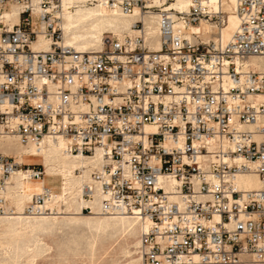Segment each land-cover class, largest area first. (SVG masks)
Returning <instances> with one entry per match:
<instances>
[{
    "label": "built area",
    "instance_id": "obj_1",
    "mask_svg": "<svg viewBox=\"0 0 264 264\" xmlns=\"http://www.w3.org/2000/svg\"><path fill=\"white\" fill-rule=\"evenodd\" d=\"M155 1L110 0L126 16L143 11L134 34L79 52L64 42L61 0H0L1 11L19 7L18 24L0 16V137L99 155L82 197L145 225L141 264H264V71L246 63L264 58V0H238L226 45L179 27L223 26L225 11L209 0H189L188 12L147 8ZM152 11L160 51L146 37ZM40 36L48 50L32 48ZM15 173L40 180L45 168L0 154L2 217L17 215L7 196ZM247 175L261 187L242 188ZM52 200L45 186L23 213L57 212Z\"/></svg>",
    "mask_w": 264,
    "mask_h": 264
},
{
    "label": "bare ground",
    "instance_id": "obj_2",
    "mask_svg": "<svg viewBox=\"0 0 264 264\" xmlns=\"http://www.w3.org/2000/svg\"><path fill=\"white\" fill-rule=\"evenodd\" d=\"M110 0H61L59 10L60 25L64 32V42L79 52L103 50L106 34L115 33L119 37L125 35L132 36L134 30L133 23L143 16V11L136 9L133 16L124 15L119 6L111 7ZM121 2L122 0H115ZM208 3L218 12L223 9L227 12V20L224 26L219 29L218 39L224 45L231 41L237 31L240 20L236 13L238 0H209ZM179 12H188L190 7L189 0H171L170 2L155 1L147 8H163ZM0 16L10 26L19 23V7L12 6L9 11L0 9ZM152 18L148 22L147 40H152V48L156 51L161 50V42L156 24L157 13L152 11ZM180 29L186 34L187 38L193 40L198 35L205 38V42H210V33L213 32L214 25L211 22L202 20L199 25L194 27H183ZM189 28V29H188ZM34 50H48L49 41L40 36L37 42L32 44ZM249 65L259 67L264 71V58L253 57L246 62ZM0 153L13 155L18 164L30 163L37 160L45 168V178L40 180L25 181L20 173L13 174L11 178L12 192L9 196L17 209V215L2 217L0 216V247L14 248L21 250V243L37 231H50L68 222L74 226H88L96 231L122 230L131 233L136 222L129 216H106L101 213L99 200L86 201L82 197L81 189L84 184L90 182V175L99 163V155L94 159H87L82 156H71L64 152L63 142H52L49 140L36 148L33 145L22 146L16 137H0ZM31 155L40 158H31ZM80 171L81 176L75 172ZM47 178H53L58 182L57 191L54 192L53 200L47 205V210L57 212L44 213L41 216H25L23 211L31 198L43 191L47 186ZM13 180L15 186L13 184ZM57 184V183H56ZM239 185L245 189H259L261 183L257 176L247 175L239 179ZM11 204V203H10ZM14 207V208H15ZM92 208V213L86 214L83 209ZM135 221V222H134ZM134 222V223H133ZM63 227V226H62ZM141 231L145 225H141ZM140 248V240L136 243ZM131 264H140L138 260H133Z\"/></svg>",
    "mask_w": 264,
    "mask_h": 264
},
{
    "label": "rangeland",
    "instance_id": "obj_3",
    "mask_svg": "<svg viewBox=\"0 0 264 264\" xmlns=\"http://www.w3.org/2000/svg\"><path fill=\"white\" fill-rule=\"evenodd\" d=\"M226 20L227 12H225ZM223 26L213 27V32L208 35L209 41L218 38L219 29ZM107 36L118 35L108 33ZM201 38L205 41V38ZM3 155L16 161L13 155ZM29 162L43 168L37 160ZM13 184H15L14 180ZM46 184L53 188L54 192L57 191L58 182L53 178H47ZM15 186L18 185L15 184ZM11 192L12 188H9L7 196L10 205L15 207L9 196ZM133 225L134 230L131 233L119 229L103 232L88 226L78 227L64 222L50 231H37L30 234L21 243L20 251L5 246L0 247V264H131L132 259L138 260L141 264L140 248L136 247V243L140 240L141 227L138 222Z\"/></svg>",
    "mask_w": 264,
    "mask_h": 264
}]
</instances>
